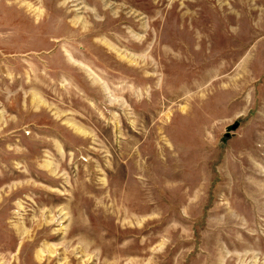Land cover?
<instances>
[{
    "label": "rangeland",
    "instance_id": "1",
    "mask_svg": "<svg viewBox=\"0 0 264 264\" xmlns=\"http://www.w3.org/2000/svg\"><path fill=\"white\" fill-rule=\"evenodd\" d=\"M0 264H264V0H0Z\"/></svg>",
    "mask_w": 264,
    "mask_h": 264
},
{
    "label": "bare ground",
    "instance_id": "2",
    "mask_svg": "<svg viewBox=\"0 0 264 264\" xmlns=\"http://www.w3.org/2000/svg\"><path fill=\"white\" fill-rule=\"evenodd\" d=\"M111 48H112V46H111V44H109V43H107ZM112 49H114V48H112ZM41 254L39 253V256H40Z\"/></svg>",
    "mask_w": 264,
    "mask_h": 264
},
{
    "label": "water",
    "instance_id": "3",
    "mask_svg": "<svg viewBox=\"0 0 264 264\" xmlns=\"http://www.w3.org/2000/svg\"><path fill=\"white\" fill-rule=\"evenodd\" d=\"M235 126H236V124L232 128H234Z\"/></svg>",
    "mask_w": 264,
    "mask_h": 264
}]
</instances>
